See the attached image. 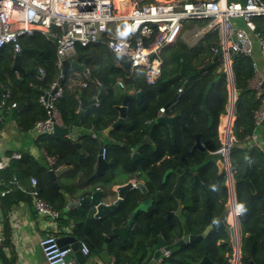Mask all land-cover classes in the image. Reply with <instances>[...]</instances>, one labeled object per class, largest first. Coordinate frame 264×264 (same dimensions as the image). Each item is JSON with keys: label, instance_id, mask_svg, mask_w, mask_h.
<instances>
[{"label": "trees", "instance_id": "trees-1", "mask_svg": "<svg viewBox=\"0 0 264 264\" xmlns=\"http://www.w3.org/2000/svg\"><path fill=\"white\" fill-rule=\"evenodd\" d=\"M121 1L114 0L119 10L124 7L121 5ZM145 1L148 3L155 2V0ZM186 1L195 0H179L181 3ZM252 21L255 24V32L264 36V16L253 17ZM195 24L203 25L204 22L191 21L187 26ZM217 42L218 36L216 32H213L206 34L205 38L192 48L181 40L165 47L161 52V73L154 84L146 83L144 70L140 68L125 70L115 67L111 53L103 44H93L86 47L78 46L76 55L72 59L80 62L89 59L88 64L91 66L89 82L87 87L78 88L76 82L69 78L68 72L63 74L60 79L63 93L56 101L55 106L60 114L63 126L73 125L78 118L79 112L77 113V109L80 106V101L82 99L86 101L93 100L94 96H98L101 88H104L105 92L99 97L97 105L93 103L87 108L82 126L87 129L94 124L97 130H103L115 122L117 120L115 106L119 105L123 99L117 91V81L119 80L123 83V89L126 93L131 90V93L128 92L130 95L145 91L140 100L134 98L129 101L126 112L127 125L123 126L126 138L135 144L141 142L146 136L147 124L157 118L159 108L167 106L177 94V89L182 88L178 97L170 105L173 114L178 115L175 121V130H179L177 137L179 139L185 138L183 129H186L188 133L197 132L201 134V140L207 148L212 151L219 150L222 143L217 137V129L215 126L209 128L207 123L208 115L219 119L220 116L226 113L230 86L224 71V62L219 58L206 71L196 74L200 68L213 60L211 47ZM20 44L22 48L37 50V52L32 53H21V61H28L30 67L41 66L45 76L41 81L37 80L36 74L19 78L12 69L15 54L11 46H5L0 49V101L4 91L9 90L10 95L2 108V114L5 116L10 113L11 118H15L18 126L24 132H27L31 130L38 119L46 116L45 110L39 102V97L41 92L50 89L52 82L58 77V70L55 66V46L51 40L37 33L32 37L21 38ZM181 63L185 64L189 72L188 75H179L175 79L168 80L180 71ZM252 63L251 58L243 55H233L231 57L232 89L235 93V119L232 126V136H234L236 142L230 147L229 154L234 169V177L239 182L237 186L239 198L246 208V213L241 216L240 222L243 232H246V230L251 232L243 239V243L249 242L251 244L252 248L248 250L251 260L264 263V238L261 241L257 238L258 235H255V231L250 230L255 229L264 222V215H261L262 211L264 212V152L258 148L248 147L245 141V138L255 129V112L261 105V97H258L256 91L250 87V81L255 76ZM188 76H191V79L185 86L184 83ZM217 76H220V78L211 85L205 100L207 111H203L201 107L203 92L206 86ZM262 95H264V92ZM13 103L15 107H12ZM187 122L189 124H186ZM161 125H155L150 134L151 142L157 147V151H155L157 154L163 150L165 143L161 134L158 133ZM258 133L259 137L263 139L264 125L260 126ZM87 137L89 138V136ZM39 138H42L44 151L49 155L57 156L58 165L72 166L71 170L74 174H82L83 186L89 184L88 179L93 173V164L97 152L94 141L89 143L86 140L89 145L77 149L66 137L52 134ZM83 143L85 144V142ZM247 164H249L247 177L251 180L255 193H252L243 181H239ZM19 166L27 175L35 174L38 177L42 175L46 181L48 180L47 169L39 166L31 156L23 157ZM70 171L66 174L70 175ZM72 188L71 191H73ZM39 190L40 195L48 202L40 187ZM51 193H53L52 190ZM247 195H250L251 198H247ZM50 204L55 205L52 202ZM62 204L65 205V198L57 208L63 209ZM77 221H82V219L78 218ZM97 228L98 222H93L80 237L81 241H85L89 245V253L90 249L93 253L98 252L101 245V236ZM259 242L260 245L257 246L256 244ZM225 253L226 250L220 247L215 252L211 251L209 258L214 263L229 264L228 259L224 256ZM243 261L244 264H247L245 258H243ZM127 262L129 263L128 258L118 257L115 259L114 264H126ZM171 264L185 263L176 259Z\"/></svg>", "mask_w": 264, "mask_h": 264}, {"label": "built area", "instance_id": "built-area-1", "mask_svg": "<svg viewBox=\"0 0 264 264\" xmlns=\"http://www.w3.org/2000/svg\"><path fill=\"white\" fill-rule=\"evenodd\" d=\"M121 5L126 7L121 13L113 0H0V49L11 46L15 54L21 53L20 39L32 37L40 33L55 46V66L58 70L57 79L52 82L50 89L43 92L39 102L43 106L46 116L38 119L33 126L35 137L53 134L54 125L63 126L60 114L55 106L56 101L62 96L63 88L60 79L63 77V60H72L76 55L78 46L86 47L93 44H103L113 57L115 67L124 68L123 62L129 61L131 69L144 70L147 84H154L162 67L161 52L181 40L189 47H195L206 34L219 31V41L211 47L212 58L219 56L224 62L225 73L229 80L230 94L232 89L233 73L231 70V57L243 55L253 60L255 76L250 81L261 105L255 112V129L245 138L248 147H254L264 152V138L259 137L258 129L264 120V95L263 77L260 75L254 59V40L257 41L260 59L264 63V37L255 32L253 17L264 16L263 0H246L241 4L239 0H195L179 2L175 0H155L148 3L145 0H122ZM191 21H203V25L187 26ZM128 22L126 31L123 23ZM116 24L124 30V36L112 35L109 24ZM45 72L38 69L37 80H43ZM89 77L81 82L83 88L87 87ZM123 89V83L117 82ZM55 90L54 93L52 91ZM182 88H178L180 93ZM8 94H2L0 106L5 104ZM94 104L99 98L93 97ZM15 104H12L14 107ZM227 113L220 117V124L224 118L221 152L226 164L229 166V149L236 142L232 136L234 123L235 99H229ZM164 107L159 108V114ZM219 124V125H220ZM90 138L97 137L94 126L88 131ZM219 134V135H220ZM104 148L101 155L103 157ZM17 159L21 156L14 155ZM43 157L50 169L56 170L57 156H52L44 151ZM3 165L0 162V170ZM13 182L18 185V179L13 177ZM32 199L34 211L50 222L63 218L61 211L47 202L41 195L38 179L30 177L25 189ZM4 195V193H1ZM236 220L238 209L230 212ZM0 215V222H1ZM236 226V223H232ZM238 233L232 242L233 256L231 264H239ZM39 247L47 264H71L67 259L68 250L57 243L54 235L43 236ZM84 255L89 254L86 244H80ZM161 258L156 261L161 264Z\"/></svg>", "mask_w": 264, "mask_h": 264}, {"label": "flooded vegetation", "instance_id": "flooded-vegetation-1", "mask_svg": "<svg viewBox=\"0 0 264 264\" xmlns=\"http://www.w3.org/2000/svg\"><path fill=\"white\" fill-rule=\"evenodd\" d=\"M173 115L177 114H173L172 107L165 106L163 113H158L157 117ZM214 122L213 117L209 125L208 119L207 126L209 128L215 126ZM178 132L179 130H175V123L172 127L165 124L160 126L158 133L165 143L159 154L155 152L157 147L153 142L145 146L131 143L125 136L123 126L110 131V137L115 145L107 143L105 137L102 139L106 143L103 147V158L112 161L114 165L111 172L129 176L134 185L142 184L145 194L141 193L142 190H136L141 201L146 198L152 199L148 211L135 216L134 224L126 239L118 241L119 246L115 252L110 253L111 256L125 257L129 262L142 264L148 258H152L155 252L154 246L160 241L165 245L159 248V251L165 255L169 264L180 258L182 254V258L190 259L208 257L209 252H215L220 247L226 250L224 256L228 259L233 254L231 246L237 231L239 264L245 263L243 258L246 259L247 264H252L251 261L254 264H264L251 260L248 252L252 248L251 244L243 243V239L251 232L249 230L243 232L240 222L241 216L246 213V208L239 198L237 190L239 182L234 177L230 154L228 166L222 156L221 148L217 151L207 148L201 140L200 133H188L183 129L185 138L179 139ZM197 135L200 146L196 147ZM97 136L101 138L100 133H97ZM217 137L220 140L219 133ZM137 144L140 145L138 149L140 156L131 163L132 152L127 146L134 147ZM243 174L244 172L239 181H243L251 192L255 193L251 180L247 175L243 177ZM106 180L107 177L98 179L97 183H100L101 191L106 188ZM250 195L246 197L251 198ZM241 205L244 211L240 209ZM233 209L239 211L236 220L230 215ZM118 211H122V205ZM261 215H264L263 211ZM232 223H236V226H232ZM250 230L255 231L257 238L262 241L264 222ZM189 235L197 237L198 240L188 242ZM180 241L183 243L182 246L174 245ZM256 245L259 246L260 242ZM168 246L170 249L167 250L165 247Z\"/></svg>", "mask_w": 264, "mask_h": 264}, {"label": "water", "instance_id": "water-1", "mask_svg": "<svg viewBox=\"0 0 264 264\" xmlns=\"http://www.w3.org/2000/svg\"><path fill=\"white\" fill-rule=\"evenodd\" d=\"M246 0H239L241 4H245ZM125 30H128V22L123 23ZM37 52L34 48H22L21 53H32ZM21 53L15 55L13 70L18 72L20 75H23L25 72H31L32 74L36 73V69H32V71H25L21 66ZM219 56H215L211 62H209L204 67L200 68L196 74H201L206 71L214 61L218 60ZM87 60L83 63H79L75 59L72 60H63V74L67 73L70 70H80L86 71ZM129 61L123 62V66L125 68L129 67ZM187 68L184 63H181L180 71L170 77L168 80H172L177 78L179 75H188ZM220 76H217L210 82L209 85L206 86L203 95L201 107L203 111H207L206 108V97L211 85L219 80ZM191 79V76H188V79L185 81L184 85L186 86L188 81ZM263 92H264V81L262 82ZM117 91L123 97L122 102L115 106L116 111L118 112V118L115 122H113L110 126L106 127L104 130H99L100 132V141H99V149L97 154L95 155V160L93 164V173L88 179L89 184L79 188L78 190H73L71 193L67 194L65 197V207L61 211L63 214V219L67 222V225L63 229V235L57 238V243L63 249L68 250L74 258V264H109L115 261L116 258H113L110 253L115 252L116 248L119 246V240L124 241L126 239L127 234L129 233L131 227L134 224L135 216L137 217L139 214L146 213L148 209L152 205V199L146 198L141 201L139 194H136V190H142L141 193L145 194L144 187L142 184H133V181L130 180L129 176H125L123 173H114L111 172L114 165L113 162L103 158L101 155L102 148L106 146L105 141L102 139L105 137L106 142L111 145H115L116 143L112 141L110 137V131L118 126H126V112L127 106L131 99L136 98L140 100L141 96L145 93V91H139L134 95H129L125 92V90L117 87ZM55 90L52 91L54 93ZM104 92V88L100 89V93L98 98ZM43 92H41L42 94ZM178 92L175 97L168 103L167 106H170L174 100L178 97ZM94 103V100L86 101L81 100V110L78 114V118L73 125L68 127L54 125L53 127V135L60 137H68L70 134L74 133V128L82 127L81 120L83 119L87 108ZM178 115L173 116H159L153 121L147 124V134L142 139L140 144L142 146L151 144L150 134L153 127L157 124H165L168 126H173ZM209 125H211L213 121V117L209 115ZM262 125H264V120L262 121ZM89 135L88 131L84 133L80 132L77 134V137H86ZM200 146L199 136H196V147ZM140 145L131 146L128 145L127 148L131 153V163L138 157L140 154L138 153ZM72 169V166H64L59 169L53 170L47 166V175L49 180L52 182V185L55 189H59V185L57 182V178L64 176L68 171ZM249 166L246 165L243 177L247 175ZM110 172V173H109ZM107 177L105 190L101 191L99 189L92 190L91 183L95 181L97 178ZM248 182V181H246ZM249 183V182H248ZM69 199V200H68ZM122 205V211L119 212L118 209ZM241 209V207H240ZM244 211V207L241 209ZM125 215L123 216V214ZM82 219V221H77ZM93 222H98V232L101 236V245L99 248V252L94 257H88L84 255L80 248V237L85 233L86 229ZM160 238V237H158ZM198 240V238L189 235L188 242H193L194 240ZM182 241L174 243L175 246L183 245ZM165 244L160 241L154 246V255L152 258H148L144 264H157L156 261L161 258V264H169L165 255L160 253L159 248L164 246ZM120 248V247H119ZM167 250L170 249V246L165 247ZM207 256H201L199 258L190 259L187 257L182 258V255L179 260H181L185 264H218L214 263L212 259ZM252 264H254L251 261ZM128 264H138L134 261H130Z\"/></svg>", "mask_w": 264, "mask_h": 264}, {"label": "crops", "instance_id": "crops-1", "mask_svg": "<svg viewBox=\"0 0 264 264\" xmlns=\"http://www.w3.org/2000/svg\"><path fill=\"white\" fill-rule=\"evenodd\" d=\"M215 32L218 36L219 41V31L216 30ZM254 59L257 63L260 75L264 78V63L260 59L256 40H254ZM86 60V71H82V74L76 73V71L80 70L68 71L69 78L73 82H76L78 88H83L81 86V82L86 81L89 77L91 66L88 64L89 59L87 58ZM84 61L78 62L83 63ZM21 66L25 71H32V69H36V76L38 75V69L42 68L41 66H35L36 68L30 67L28 66V61H21ZM123 69L132 70L130 67H124ZM15 73L19 78H23L29 74H32L31 72H25L23 75H20L16 71ZM5 75L7 76V74ZM77 77H79V80ZM128 92L131 93V90ZM5 93L8 94L5 100L6 103L10 95L9 90H5L3 94ZM3 106H0V162L3 165L0 170V215L2 218L0 222V264H47L39 247L40 239L46 235H54L58 238L59 236L64 234L62 231L68 225L63 218L58 219L54 222H50L46 217L38 215L32 207V199L30 195H28L25 191L26 186L29 184L30 177H37V179L39 180L38 187H40L42 194L47 197L48 202H52V204H55L54 206L57 208L59 203L62 200L64 201L66 195L72 192V187H75L72 188V190H78L83 186L82 174H74L71 170L70 175L65 174L64 176L57 178L59 189H55L49 178L46 181L44 176L42 175L38 177L35 174L27 175L25 172H23V170L19 166V163L25 156H31L39 166L45 167L47 169L48 165L43 157L44 147L42 146L41 142L42 138L35 137L33 133V127L31 128V130L24 132L18 126L15 118H11L10 113H7L4 116V114H2ZM80 110L81 101L80 106L77 109V113L80 112ZM234 119L235 117L233 118V120ZM224 120L225 119L222 118L220 126H223ZM92 125L94 126V124ZM92 125H90L87 129L83 126L80 128H74V133L70 134L68 137H66V139L71 141V143H73V145H75L77 149H81L82 147H86L87 145H89L87 142L93 143L91 141H94L96 143L98 152V149L100 147L98 136L93 139L90 137L86 138L84 136H76L80 132L84 133L85 131H89ZM94 128L96 129L95 126ZM83 142H85V144ZM15 154H19L21 157L17 159L14 156ZM56 166L57 168H61L65 165H58L57 163ZM13 177H16L18 179V185L13 182ZM97 182L98 178L91 183L92 189L100 190V183L97 184ZM51 190L53 191V193H51ZM1 193H4V195H1ZM63 207H65V205H63ZM59 210L62 211L63 209L61 208ZM81 243L88 245L85 241H81ZM98 252L93 253L90 249V253L86 256L94 257L98 254ZM68 256V260L71 262V264H74V258L70 252H68ZM232 256L233 254L229 256L228 263H231ZM112 261L113 262L109 264H114V260ZM126 264H128V262Z\"/></svg>", "mask_w": 264, "mask_h": 264}, {"label": "rangeland", "instance_id": "rangeland-1", "mask_svg": "<svg viewBox=\"0 0 264 264\" xmlns=\"http://www.w3.org/2000/svg\"><path fill=\"white\" fill-rule=\"evenodd\" d=\"M113 2H114V0H113ZM109 31H110V34H112V35H120V36H124V30L121 28V27H119V26H117L116 24H114V23H112V24H109ZM161 56V55H160ZM114 65V64H113ZM76 73H78V74H82V71L80 72V71H76ZM78 78V80H79V77H77ZM231 97H233L234 99H235V95L233 94L232 96H231V94H230V92H229V95H228V103H229V99L231 98ZM228 103H227V105H226V113H227V107H228ZM225 113V114H226ZM223 116V115H222ZM220 124V119H215V122H214V125H215V127H216V129H217V134L219 133L220 134V132H223V126L221 125H219ZM220 137H222V135L220 134ZM137 143H139L140 144V142H137ZM222 143V142H221ZM97 184H99V183H97ZM103 186H104V184H102ZM62 219V218H61ZM231 249H232V246H231ZM69 258V256L67 255V259ZM143 264V263H142Z\"/></svg>", "mask_w": 264, "mask_h": 264}, {"label": "bare ground", "instance_id": "bare-ground-1", "mask_svg": "<svg viewBox=\"0 0 264 264\" xmlns=\"http://www.w3.org/2000/svg\"><path fill=\"white\" fill-rule=\"evenodd\" d=\"M126 9H127L126 7H123V8L120 10V12H121V13H125Z\"/></svg>", "mask_w": 264, "mask_h": 264}, {"label": "clouds", "instance_id": "clouds-1", "mask_svg": "<svg viewBox=\"0 0 264 264\" xmlns=\"http://www.w3.org/2000/svg\"><path fill=\"white\" fill-rule=\"evenodd\" d=\"M240 207H241V209L243 208V206H242V205H241Z\"/></svg>", "mask_w": 264, "mask_h": 264}]
</instances>
